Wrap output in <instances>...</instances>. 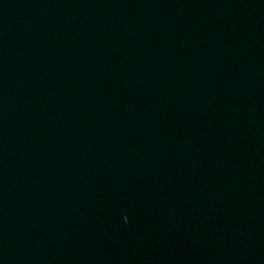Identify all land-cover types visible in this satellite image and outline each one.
<instances>
[{
    "label": "water",
    "instance_id": "1",
    "mask_svg": "<svg viewBox=\"0 0 264 264\" xmlns=\"http://www.w3.org/2000/svg\"><path fill=\"white\" fill-rule=\"evenodd\" d=\"M0 264H264V0H0Z\"/></svg>",
    "mask_w": 264,
    "mask_h": 264
}]
</instances>
